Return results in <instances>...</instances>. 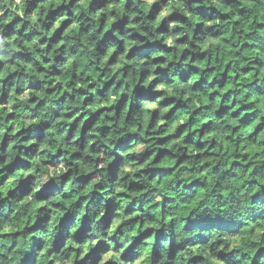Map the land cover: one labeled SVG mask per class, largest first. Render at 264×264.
Wrapping results in <instances>:
<instances>
[{"label":"trees","instance_id":"1","mask_svg":"<svg viewBox=\"0 0 264 264\" xmlns=\"http://www.w3.org/2000/svg\"><path fill=\"white\" fill-rule=\"evenodd\" d=\"M141 3L0 0V264H264V0Z\"/></svg>","mask_w":264,"mask_h":264},{"label":"clouds","instance_id":"2","mask_svg":"<svg viewBox=\"0 0 264 264\" xmlns=\"http://www.w3.org/2000/svg\"><path fill=\"white\" fill-rule=\"evenodd\" d=\"M2 2L7 3V0H2ZM16 3L19 4V3H20V0H16ZM152 3H153V0H142V3L139 5V7L143 9V13H142V15L147 13L148 8L151 6ZM105 11H107V9H105ZM169 11H171V8H165L164 11L161 13V17L167 15V13H168ZM2 14H3V9H0V15H2ZM96 18H97V14H92V20H93V22L96 20ZM35 19H36V17H35V14H34V15L32 16V20L35 22ZM144 22H146V21H144ZM158 22H159V21H157V23H158ZM34 26H35V27H39V24H34ZM174 27H175L174 24L169 23V25H168L169 32H171L172 29H173ZM152 31L154 32L155 29L153 28ZM189 31H190L189 29H187V28L185 29V32H186V33L189 32ZM42 34H45V35H46V33H42ZM101 35H102V34H101ZM117 36H118L120 39H126V36H119V33H117ZM152 38H153V37H151V36L149 37V39H152ZM155 38L159 39V35H157ZM174 40H175V37H174V36L167 35V34L165 35V40H164L165 43L171 45V44L174 43ZM40 47H46V45H44V46H40ZM4 48H5V40L3 39L2 36H0V49H4ZM8 54L11 55V52H9ZM42 54H43V55H48V53H42ZM169 59H171V57H169ZM136 63H140V62L137 61ZM144 67L149 68V69H153V68H154V65L152 64V60H151L150 57L148 58L147 64H145ZM174 67H175V65H173V68H174ZM171 71H172V69H169V72H170V73H171ZM92 79H93V80H96V77L93 76ZM151 79H152V77L149 76V80H151ZM127 80H128V82H129L130 84H132V83L135 82V81H134V77H133V75H132L131 73L128 75ZM16 83H19V82L17 81ZM101 83H102V82H101ZM145 83H147V81H145ZM97 86H99V84H98ZM13 87H15V85H14ZM184 87H189V85H184ZM129 94L131 95V93H129ZM117 95H118V93L115 94V95H111V97H110V102L115 101V100L117 99ZM28 96H29V93H28V92H25V93H24V96L21 97V99L26 100ZM158 103H159V101H157L156 103H153V104H148V105H146V107H147V108H155V107L157 106ZM8 107H9V109H10V106H8ZM67 110L70 111L71 109H67ZM82 110H83V109H82ZM24 111H25V112H28L29 110H28V109H24ZM44 111H45V112H48L49 109L46 108ZM45 118H47V117H45ZM138 123H144V121L141 120V121H139ZM170 130H172V129H170ZM143 134H144V133L141 131V135H143ZM17 139H19V138H17ZM104 143H105L106 145H108V150L110 151V150L112 149L113 145L109 142V140H108L107 138L104 139ZM154 145H155V142H154V141H153L151 144H148V143H142V142H141V143H135V144H134V145H133L128 151L121 152L120 154H121V155L124 157V159L127 161V160H128V156H129V151L132 152V153H137V154H139V153L144 152L145 149L150 148V147H153ZM135 170H136V169H135V167H134V162H131L129 165H126L125 168H124V171H125V172L135 171ZM63 171H65V165H64L63 163H61L58 167H49V168L46 170V172H45L42 176L38 177V179H39V183L43 184V183H45L50 177H52V176H58V174L61 173V172H63ZM141 179L146 180V178H144L143 176L141 177ZM97 180H98V181H103L104 183H107L106 177H105L103 174L98 175V176H97ZM150 186H151V185L149 184V187H150ZM72 187L75 188L76 185L73 184ZM155 199L159 200V199H160V196H159V195H156V196H155ZM215 199H216V198H215V195L210 196V197H209V201H210V203H206V204H204V205H201V207L197 209V212H201V211H203V209H204L205 207L209 208L210 210L213 209V208L215 207ZM246 199H247V198L245 197V198H244V201H245V203H244V207L247 206V205H246ZM28 200L31 201V200H32V197L29 196V197H28ZM49 206H51V205H49ZM124 207H126V203L121 202V210H123ZM238 207H239V206H238ZM67 210H68V209H65V211H67ZM241 210H243V208H241ZM93 213H98V214H100V215H103V205L101 204V205H96L95 207H92L91 210H90V212H89V216H91ZM117 223H119V221H117ZM113 227H115V226H113ZM92 231H93V233L96 234V236H97L98 238H102L103 240L107 241L108 244H112V243H113L112 240L109 239V236H108V235H105V236H102V237H101V236H100V233L97 231L96 228H93ZM123 231H124V234H123V235H121L120 233H117L116 235H117V238H118L121 242H123L124 245L126 246L128 243L131 242L132 236H131L130 233H131V232H134V226H133V225H126V226H125V229H124ZM36 235H37L39 238H41V239H43L44 241H46L47 243L51 244V239H52V237L54 236V232H52V231H49V232H37ZM109 235H110V234H109ZM0 243H4V242H3V241H0ZM23 247L26 248V247H27V244L23 245ZM138 251H139V249H138Z\"/></svg>","mask_w":264,"mask_h":264}]
</instances>
